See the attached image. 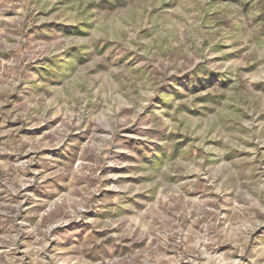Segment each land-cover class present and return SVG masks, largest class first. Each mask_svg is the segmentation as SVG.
Instances as JSON below:
<instances>
[{
    "label": "rangeland",
    "instance_id": "374dc122",
    "mask_svg": "<svg viewBox=\"0 0 264 264\" xmlns=\"http://www.w3.org/2000/svg\"><path fill=\"white\" fill-rule=\"evenodd\" d=\"M0 264H264V0H0Z\"/></svg>",
    "mask_w": 264,
    "mask_h": 264
},
{
    "label": "trees",
    "instance_id": "16d2710c",
    "mask_svg": "<svg viewBox=\"0 0 264 264\" xmlns=\"http://www.w3.org/2000/svg\"><path fill=\"white\" fill-rule=\"evenodd\" d=\"M207 76H208V77H211L209 74H208ZM197 78H200V76H197ZM212 80H214V81H216V82H219L220 84L224 83V78H221V77H217V78L213 77ZM210 81H211V80H210ZM222 85L224 86L225 84H222Z\"/></svg>",
    "mask_w": 264,
    "mask_h": 264
}]
</instances>
